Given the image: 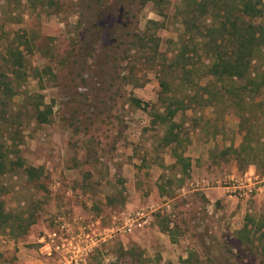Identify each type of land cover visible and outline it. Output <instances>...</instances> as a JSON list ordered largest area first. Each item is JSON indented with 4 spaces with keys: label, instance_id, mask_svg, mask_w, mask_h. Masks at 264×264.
I'll return each mask as SVG.
<instances>
[{
    "label": "rangeland",
    "instance_id": "rangeland-1",
    "mask_svg": "<svg viewBox=\"0 0 264 264\" xmlns=\"http://www.w3.org/2000/svg\"><path fill=\"white\" fill-rule=\"evenodd\" d=\"M192 1L0 0V121L12 160L0 173V264H71L69 250L72 264H264L235 250L242 226L202 188L264 169L238 168L236 106H208L195 94L208 78L183 74V48L190 69L201 61L191 34L181 41L183 18L197 21L186 15ZM166 97L187 105L171 126L159 118ZM255 114L246 124L262 131ZM171 129L178 136L166 142ZM254 208L264 215V202ZM131 216L143 224L124 232ZM61 230L81 247L38 248Z\"/></svg>",
    "mask_w": 264,
    "mask_h": 264
},
{
    "label": "trees",
    "instance_id": "trees-1",
    "mask_svg": "<svg viewBox=\"0 0 264 264\" xmlns=\"http://www.w3.org/2000/svg\"><path fill=\"white\" fill-rule=\"evenodd\" d=\"M186 15H196L197 21L183 18L185 30L181 41L185 40L183 36L187 37L191 34L189 37L192 36L190 38L194 44L193 51L195 50L191 53L197 54L201 61L199 66L194 65V69H190L188 66H191V63L186 57L188 51L183 48L178 56V59L184 61L183 74H191L195 70L194 74L200 79L208 78L209 81L203 86L196 83L198 91L195 93L208 106H214L220 98L224 101L228 99L233 106H236L241 118L240 126L244 132L240 146L232 149L238 168L255 165L264 169V129L259 131L256 130L255 125L246 124L254 119L258 110L262 111L264 117V0H193ZM205 15L208 16L207 20ZM258 58L263 59L262 71L253 69V63ZM161 85L163 93L171 90L165 79ZM188 98L189 104H192L191 95ZM169 99L170 97L163 98L165 113L159 118L162 123H169L171 126L179 109L187 105L181 102L182 107L173 108L170 104L167 105ZM136 101L139 102L138 99ZM1 121L0 173L4 174L8 162L12 160L4 150ZM41 121L44 122L46 119L41 118ZM172 129L165 135L166 142L176 141L178 135ZM178 162L183 163L184 171L190 167V163L186 162L181 154L177 157ZM20 166L23 164L21 163ZM32 170L34 171L35 168H28V171L32 172ZM0 214L3 216L5 211ZM6 224L4 226L2 224L1 227L8 228ZM235 237L237 252L245 250L247 255H253L254 260L260 258L262 263L264 215L247 214L242 228L235 231ZM198 246L202 252L205 250V245L198 243Z\"/></svg>",
    "mask_w": 264,
    "mask_h": 264
},
{
    "label": "crops",
    "instance_id": "crops-1",
    "mask_svg": "<svg viewBox=\"0 0 264 264\" xmlns=\"http://www.w3.org/2000/svg\"><path fill=\"white\" fill-rule=\"evenodd\" d=\"M228 180H230V186L224 187L216 186L214 183L209 184L206 180L207 185L204 183V187L202 188L211 205L213 202L222 205L225 211L228 210L227 217L229 223L233 227L240 228L244 224L243 219H245L246 215L254 212L255 204L257 202H264V177H259L256 174L255 168L251 166L249 171L242 174L238 173V171H232L228 175ZM238 181L248 182L253 185L256 188L254 195L248 197L244 194L243 190L233 188V184ZM37 241L40 243L38 244L40 250L50 249V244L46 240V237H41ZM32 264H35V262H32Z\"/></svg>",
    "mask_w": 264,
    "mask_h": 264
},
{
    "label": "built area",
    "instance_id": "built-area-1",
    "mask_svg": "<svg viewBox=\"0 0 264 264\" xmlns=\"http://www.w3.org/2000/svg\"><path fill=\"white\" fill-rule=\"evenodd\" d=\"M245 185V186H244ZM233 188L236 190H245L244 194L246 196H251L256 191V188L249 184L248 182L244 183V181H238L235 184H233ZM139 225L142 226L143 223L138 222V218L129 217V223L126 224L124 227V232H132L133 231V225ZM63 230V227H62ZM61 231H54L53 233H50L48 235V242L50 244V247H54L56 250H60L63 246L68 245V247L72 250H76V248H80L81 245L74 244L75 237L68 236V234ZM82 234L77 235L78 238H81ZM78 241H80L78 239ZM51 247V248H52ZM86 247V246H83ZM69 254H65V258L69 260V262L72 264V262H77V259L74 257L75 251H68Z\"/></svg>",
    "mask_w": 264,
    "mask_h": 264
}]
</instances>
